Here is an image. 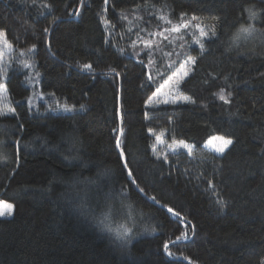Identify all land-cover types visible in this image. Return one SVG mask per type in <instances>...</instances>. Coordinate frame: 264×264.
<instances>
[{
	"label": "trees",
	"instance_id": "16d2710c",
	"mask_svg": "<svg viewBox=\"0 0 264 264\" xmlns=\"http://www.w3.org/2000/svg\"><path fill=\"white\" fill-rule=\"evenodd\" d=\"M0 33V264H264V0H0Z\"/></svg>",
	"mask_w": 264,
	"mask_h": 264
},
{
	"label": "snow or ice",
	"instance_id": "6c2138e0",
	"mask_svg": "<svg viewBox=\"0 0 264 264\" xmlns=\"http://www.w3.org/2000/svg\"><path fill=\"white\" fill-rule=\"evenodd\" d=\"M182 15H184V14H182ZM256 15L257 14L255 12L250 11L249 19H255ZM192 19H197V18L195 16H193ZM180 26L188 27V24H182ZM180 26L174 28L173 31H178ZM195 27L197 29H199V37L200 38L208 36V32L205 31V29L203 27H201L200 24H196ZM211 31H212V35H215V30L212 29ZM255 31H257V29H255L254 25H252V24H248L247 26L241 25L239 27V29L237 30V33L234 34V36H233V42L235 43L236 41L240 40L241 38H247L248 36H251ZM0 35H3V33H0ZM196 42L200 44L201 48H203L204 45H203V43H201V40L199 38H197ZM8 47L11 48V45H8ZM189 60H191L192 63H195V60L192 57H188V60H185L184 63L187 64ZM84 67L85 68H91V65H87L86 64V65H84ZM181 67H183V65ZM186 74L187 73H185V75ZM179 82H180L179 80L175 81V83L177 85L179 84ZM170 83H172L171 80H166L163 85H161L159 88H157V91H156V93L153 94V96L159 95L163 91V89L167 85H169ZM3 91H5V89L2 86H0V92H3ZM164 94L167 95V93H164ZM184 99H187V98H184ZM221 99H224V97L221 96ZM152 102H153V97H149L147 103L151 104ZM165 102H167V101H165ZM65 110H68L66 105H65ZM12 111H14V109ZM122 119H123V117L121 116V120ZM120 131H121V134H123V129H121ZM150 131H151V129H150ZM157 139H159V137H157ZM213 140H219L220 141V143L218 145H214V147H216V150L218 152H224V150L229 145H231L233 143V141L231 139L225 138L223 136L214 137ZM174 143L177 144L178 146H182L184 148H188L189 147L184 141H174ZM209 143H212V141H209ZM116 144L119 147V145H120V140L119 139L116 140ZM129 175H131V172H129ZM13 211H14V206L12 204H9V203H7L5 201H0V217H3L5 215H11L13 213ZM169 211H171V209H169ZM177 215H179V213H177ZM130 231H131L130 229L126 228L125 232L120 234L121 238L124 237L125 233L130 232ZM183 238L184 239L188 238L187 233H184ZM178 239H179V237H178ZM164 247L167 250L168 245L165 244ZM169 255H171V253H169Z\"/></svg>",
	"mask_w": 264,
	"mask_h": 264
},
{
	"label": "rangeland",
	"instance_id": "374dc122",
	"mask_svg": "<svg viewBox=\"0 0 264 264\" xmlns=\"http://www.w3.org/2000/svg\"><path fill=\"white\" fill-rule=\"evenodd\" d=\"M196 18L197 19H193L192 22L195 25L196 24H200V26L203 27L205 29V31L208 32V36L207 37H203V38L208 39V38H212V37H214V36L217 35V33L219 31V22H218V20H215V19H213V20L203 19V18H198V17H196ZM212 29L215 30V35H212V31H211ZM197 30L199 32V29H197ZM0 43H1V39H0ZM193 64L194 63H192L191 60H189L187 64L183 63L182 64L183 67H181L182 66L181 65L180 68L177 70V72L169 79V80L172 81V83H170L169 85H167L159 95L154 96L153 97V101H158V102H162V103H178V102H184V101H186L187 99H184L185 97L179 92V85L188 76V74L190 73V70H191V67L193 66ZM185 73H187V74L185 75ZM176 80H179L180 81L178 85L175 83ZM164 93H167V95H165ZM165 101H167V102H165ZM54 109L55 110H60V111H71L72 110L70 108H68V110H65V105L64 104H57V106ZM214 137H221V136H219V135L213 136L209 140V141H212V143H209V141L207 143L208 149L210 151L215 152V153L221 154L223 152H218L216 150V147H214V145H218L220 143V141L219 140H213ZM173 146L174 147H172L170 145L169 148L170 149H173V148H177V147H182V146H178L177 144H175ZM182 148H184V147H182ZM184 149L190 151L191 150V147L189 146L188 148H184ZM11 215H5L3 217H9Z\"/></svg>",
	"mask_w": 264,
	"mask_h": 264
}]
</instances>
